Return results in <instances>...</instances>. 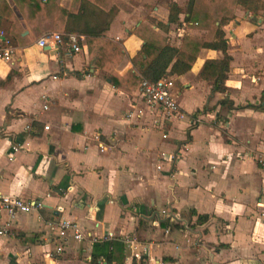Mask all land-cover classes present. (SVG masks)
Masks as SVG:
<instances>
[{
    "label": "crops",
    "instance_id": "crops-1",
    "mask_svg": "<svg viewBox=\"0 0 264 264\" xmlns=\"http://www.w3.org/2000/svg\"><path fill=\"white\" fill-rule=\"evenodd\" d=\"M248 1L256 10L236 7L222 27L226 91L200 78L223 55L201 49L187 73L169 76L181 116L155 125L158 112L125 78L146 38L177 49L207 39L186 11L168 22L170 5L189 0H42L50 9L37 12L30 0H0V39L16 49L11 64L0 61V194L42 204L0 235V264H65L69 253L92 264L88 243L48 254L43 222L71 216L94 235L112 233L124 264H264V0ZM51 34L62 42L40 48ZM105 41L122 52L116 84L96 66Z\"/></svg>",
    "mask_w": 264,
    "mask_h": 264
},
{
    "label": "trees",
    "instance_id": "trees-1",
    "mask_svg": "<svg viewBox=\"0 0 264 264\" xmlns=\"http://www.w3.org/2000/svg\"><path fill=\"white\" fill-rule=\"evenodd\" d=\"M32 12L47 11L50 8L43 4L42 0H30ZM242 7L248 11H255L254 4L248 0H189L185 10L171 4L169 8L168 22L174 23L178 15L186 11V21L194 20L201 27L208 30L207 39L198 41L192 38H184L181 48L177 49L164 44V40L153 35L146 38L141 50L131 60L135 69L129 72L125 78L133 79L135 84L147 80L155 82L169 76H180L187 73L193 66L201 49L219 51L223 55L221 60L206 61L201 69L200 78L210 82L214 92L226 91L225 81L231 58L227 55V41L222 27L234 19V10ZM0 10H8L7 5L0 4ZM34 14V13H33ZM5 18L0 17V21ZM96 57V66L102 71L110 72L108 78L113 84L119 81L117 75L112 72L113 66L122 56L121 49L111 42H104ZM198 222H200L198 220ZM91 263L103 261L105 264H124L125 251L123 245L116 241H106L92 244Z\"/></svg>",
    "mask_w": 264,
    "mask_h": 264
},
{
    "label": "built area",
    "instance_id": "built-area-1",
    "mask_svg": "<svg viewBox=\"0 0 264 264\" xmlns=\"http://www.w3.org/2000/svg\"><path fill=\"white\" fill-rule=\"evenodd\" d=\"M81 37L67 36V43L70 49L74 53H78L80 48L78 42ZM62 42V37L58 34H51L48 36H43L37 41V45L40 48L45 46H57ZM16 49L11 45L10 41L6 39H0V61L11 64L15 60ZM174 82L169 77L161 78L155 82H150L147 80H141L139 83V95L142 103L145 107L153 109L158 112L160 116V122L156 121L155 125H162L165 122L180 117V107L177 103L176 97L173 94ZM138 114H141V110H137ZM128 118L132 116L129 113ZM158 122V123H157ZM162 139H166V135H162ZM99 148L103 150L100 145ZM19 147H12V154L9 160H12V155L19 151ZM259 165L264 166V151L261 153L260 157L257 158ZM42 208V204L39 202H27L20 198L10 197L0 194V216L5 217L4 229L0 231V235L8 234L11 230L13 222L16 220L18 215H27L31 212H37ZM161 215L166 216V212L162 211ZM171 221L175 220V217L171 216L169 218ZM76 216H71L68 218H61L57 221H46L43 222L46 229L51 233L43 239L46 245L50 246V256H62L66 252L67 246L70 244L81 245L83 243H88L92 245L94 243L106 242L113 239V234L108 232L102 236H97L89 231L82 229L78 222ZM37 222H42L41 218L38 216ZM158 224L157 222H154ZM130 246L134 245V241H125ZM158 264H163L162 262H157Z\"/></svg>",
    "mask_w": 264,
    "mask_h": 264
},
{
    "label": "rangeland",
    "instance_id": "rangeland-1",
    "mask_svg": "<svg viewBox=\"0 0 264 264\" xmlns=\"http://www.w3.org/2000/svg\"><path fill=\"white\" fill-rule=\"evenodd\" d=\"M198 26V25H197ZM196 25H195V28H198ZM143 229H147V228H151V225H150V227H146V226H143L142 227ZM131 234V233H130ZM136 236V239L138 240H140V236L139 235H135ZM72 258L74 259V260H76L75 262L72 260ZM62 259H64V257L62 258ZM65 259H71V261H68L67 263H65V264H84V255H80V256H78V257H75V255L73 254V253H69L68 255H66L65 256ZM137 263V262H136Z\"/></svg>",
    "mask_w": 264,
    "mask_h": 264
}]
</instances>
